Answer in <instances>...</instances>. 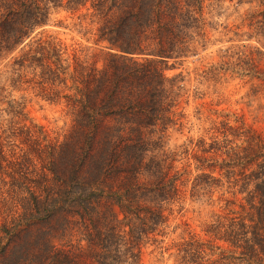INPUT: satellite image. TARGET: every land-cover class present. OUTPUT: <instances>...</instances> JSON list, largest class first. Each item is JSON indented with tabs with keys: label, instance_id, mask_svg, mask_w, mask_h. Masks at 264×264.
Listing matches in <instances>:
<instances>
[{
	"label": "trees",
	"instance_id": "trees-1",
	"mask_svg": "<svg viewBox=\"0 0 264 264\" xmlns=\"http://www.w3.org/2000/svg\"><path fill=\"white\" fill-rule=\"evenodd\" d=\"M202 1L0 0V54L1 60L6 58L3 70L10 72V86L15 77L34 95L60 102L70 122L61 139H46L29 150L28 143H20L9 150L10 157L0 140V199L6 196L16 207L8 222L0 224V264L30 260L34 246L39 248L34 257L38 264H68L65 250L45 241V229L33 239L27 232L34 223L55 228L64 213L77 216L82 238L99 247L94 264L136 263L140 242L162 223L159 207L175 190L174 177L161 167L156 151L161 150L157 141L162 131L172 123L169 113L179 84L161 63H172L202 45ZM236 1L248 4L243 13L246 42L235 50L219 48V65L205 72L216 66L222 72L239 71L249 78L246 93L260 100L264 0ZM51 7L68 12L77 30L94 24L93 45L77 43L67 50L42 38ZM258 107L264 114L261 100ZM240 129L245 132L241 155L229 150V144L223 157L218 155L228 163L243 160L239 167L232 164L236 169L228 166L221 172L227 179L239 176L235 189L242 194L244 211L219 226L218 236L238 248L245 264H264V141L248 127ZM200 155L193 156L198 160ZM222 183L219 175L198 169L189 195L213 191ZM102 203L115 207L119 231L95 224ZM57 230L62 234L64 229ZM190 251L175 254L182 262Z\"/></svg>",
	"mask_w": 264,
	"mask_h": 264
},
{
	"label": "rangeland",
	"instance_id": "rangeland-1",
	"mask_svg": "<svg viewBox=\"0 0 264 264\" xmlns=\"http://www.w3.org/2000/svg\"><path fill=\"white\" fill-rule=\"evenodd\" d=\"M247 6L246 2L236 0H203L199 27L206 38L200 41L202 45L197 43L194 51L172 63V59L161 63L164 73L176 75L179 84L169 113L172 123L162 131L157 141L161 150L156 151L161 167L174 177L175 190L160 205L162 223L140 242L135 264L246 263L237 247L218 236L222 231L219 226L232 223L231 219L244 211L240 205L243 204L242 194L235 189L239 176L227 179L221 172L243 160L237 158L228 163L226 158H221V151L229 144V150H237L241 155V147L245 145L242 127H248L264 141V114L258 107L260 100L264 103V96L258 100L246 93L249 78L241 77L239 71L226 69L222 72L218 66L219 71H205L209 66L219 65V48L230 45L235 50L240 43L246 42L242 37L245 34L243 13ZM68 14L60 7H51L47 23L42 26V38L64 44L67 50L77 43L93 45L94 24L77 30ZM249 42L255 43L254 40ZM5 59L1 60L0 54V140L6 156L10 157L13 154L9 150H17L20 143L21 146L29 145L26 148L29 150L32 145L46 139H61L67 134L70 122L60 102L34 95L32 88L15 81V77L12 78L14 85L10 86V72L3 70L8 68ZM6 103H10V110ZM42 133H45L44 137ZM223 133L227 139L223 138ZM209 141L213 147H209ZM253 149L258 150V147ZM197 153H201L198 160L193 156ZM235 165L232 167L236 169ZM198 169L219 175L222 186L216 191L201 189L200 194L191 197L190 182ZM211 192L209 198L205 196ZM1 194H4L3 189ZM15 208L8 197L0 199V224L8 222V216L16 212ZM98 210L97 227L103 229L114 225L115 231L120 230L113 218L114 206L102 203ZM53 225L56 229L45 224H31L27 231L29 238L33 239L45 229V241L50 247H62L68 255V264H94L99 247L93 240L83 239L77 216L64 213L58 224ZM60 228L64 229L62 234L57 230ZM4 239L5 236H1V240ZM187 248L191 251L180 262L175 252L178 249L184 252ZM32 251L31 259L22 264H38L34 257L39 248L34 246ZM43 254L46 253L40 255Z\"/></svg>",
	"mask_w": 264,
	"mask_h": 264
}]
</instances>
